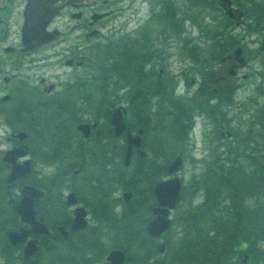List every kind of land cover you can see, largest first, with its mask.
<instances>
[{"label": "trees", "instance_id": "trees-1", "mask_svg": "<svg viewBox=\"0 0 264 264\" xmlns=\"http://www.w3.org/2000/svg\"><path fill=\"white\" fill-rule=\"evenodd\" d=\"M250 14L256 18L257 23H260L261 18L264 17V5L258 3L250 7ZM196 18L197 14L193 20ZM223 21L230 20L223 17L219 22ZM198 24L200 29L211 34L209 40L220 46L219 50H214L207 63L212 64L214 60H221L237 43L231 35L213 30L203 21ZM142 41H144L142 38L135 37L112 42L104 53L99 55L103 58V62L99 61L98 65L103 68L97 76L99 82L104 83L98 87L103 96H109L107 86L109 87L111 83L113 86L123 84L130 90L131 108L135 111L137 125L141 124L139 121L141 110L138 109L143 107L149 112L147 105L138 102L146 75L151 73V70L146 73L145 67L141 65L145 58ZM196 47L198 46L193 45L191 51L194 50L193 55L198 58ZM201 62L203 69L199 71L204 76L210 75L211 72L205 71L204 68L207 64ZM260 74L264 80V70ZM212 83L203 82L195 94L186 97L176 96L174 85L171 90L170 86L162 87L161 83L157 84V88L148 89L158 91L163 98V101L158 102V117L168 119L169 125L166 123V128L159 129L168 130V141L170 138L178 143L189 140V130L197 114L202 112L210 118L216 131L220 130L219 126L223 123L232 134L225 140L222 150L219 146L213 149L210 161L202 171L198 168L197 173H194L187 188L182 192V203L186 195L192 199L200 190L202 201L183 208L175 216L172 228L162 236L166 243L164 253L159 252L156 238L149 235L140 222H136L134 218L136 214L134 215L135 212L130 210V218L125 224L128 225V229H108L113 237L106 243V247L98 242L97 251L100 257L110 248L121 247L128 254V262L133 264L135 249L127 248L135 247L140 249L141 256L136 262H142L141 264H264V103L256 102L252 104L251 109L247 110L243 107L245 113L232 114L231 110L235 103L234 92L238 86L224 82L225 86L221 88L218 78ZM216 84L217 91L214 88ZM261 86H264L263 82ZM116 91H118L117 87H115ZM212 100L215 101L211 102ZM108 103L111 101L108 100ZM212 110L216 113L214 116L211 115ZM56 118H62L61 112L45 114L37 119L32 116L21 117L19 125L28 132L29 136L38 138L39 144H46L39 130H43V126L48 130ZM221 118H223L222 123L219 121ZM115 137L112 132L109 140L112 141ZM219 137L222 139L219 134L217 140ZM160 147L163 150L166 148ZM183 147L184 144L179 147L180 153L183 152ZM45 148L44 145L40 154L44 155ZM149 150L154 154L149 161L155 163L160 160V155L164 154V151L161 154L155 148L149 147ZM175 151L169 150L168 155H174ZM122 155H124L123 150L115 157L119 160ZM138 164V162L134 163L135 170ZM121 165L123 166V160ZM165 169L164 165H160V171L153 178L164 176ZM7 171L6 163L0 158V264H83L81 260L84 259L80 256L83 252L79 246L66 244L64 251L59 250L62 247L59 245L65 244L62 243L64 240L61 238L50 241L49 237H42L40 250L30 258L24 255L20 245H12L7 230L16 228L20 223L15 208L16 200L11 201L17 196L15 190L19 185L15 183L12 187L6 184ZM139 174H141L140 170L132 171L130 178H135ZM120 179L127 178L121 175ZM39 211L49 220L55 216L48 214L44 209ZM55 219L58 220L59 217ZM116 220V214L113 213L114 225ZM137 223H140V226ZM121 231H124L125 237L119 240L115 233ZM44 252L50 255L47 263H44L45 257L42 256ZM155 257H158V260L153 262L152 259Z\"/></svg>", "mask_w": 264, "mask_h": 264}, {"label": "flooded vegetation", "instance_id": "flooded-vegetation-1", "mask_svg": "<svg viewBox=\"0 0 264 264\" xmlns=\"http://www.w3.org/2000/svg\"><path fill=\"white\" fill-rule=\"evenodd\" d=\"M119 2L120 0H0V103L12 99L15 84L19 82L30 86L32 82L36 83L33 88L39 92V97L34 102L43 104L42 106L68 94V89L71 94L80 95L81 92H77L75 87L79 82H69L68 88L58 90L64 83H50L45 70H55L57 65H61L73 70L71 76L85 66L87 52L95 51L104 27L113 24L116 18L114 5ZM200 2L203 3L204 0ZM208 2L223 6L225 0ZM26 41L34 43L27 46ZM230 61L233 65L229 67V76L236 73L235 67L241 66L236 58L230 57ZM32 69L39 73L32 76ZM227 78L221 76L222 80L226 81ZM148 101L144 96L141 98V104L147 105ZM59 103V109L69 114L65 121L72 130L62 133V136L51 135L44 138L45 153L54 163L44 174V197L35 204L37 215L45 218V225L52 230L53 235H50V230L47 235L29 233L41 237L50 235L51 239H55L53 241L61 238L64 245L75 244L82 249L83 254L80 256L84 259L81 260L83 264H93L99 256L98 242L106 247L110 240L108 235L104 236L109 233L108 229H128L125 224L130 218V210L135 212L136 222H140L145 229L163 215L164 209H169L167 218L174 224V215L182 205V200L178 198L174 206L170 207L169 204H163L156 194L157 184L173 176L170 169H165L164 176L153 178L160 171L161 162L149 161L141 141V144L132 145L131 162L139 164L136 170H130L131 162L126 163L130 144L129 128L125 134L123 124L125 136L122 134L120 137L123 139L121 147L108 139L113 132V107L103 101L99 106L94 105L96 102L93 104L90 99L81 97H62ZM145 114L148 115L143 109L139 114L143 124H146ZM82 124H87L88 127H82L81 130ZM71 134L84 136V140L77 141L74 147L66 145V142L74 141ZM51 148L59 155L51 156ZM65 150L67 151L64 153ZM122 150L124 155L118 160L115 155ZM137 170L141 174L130 178L132 171ZM121 175L127 179H120ZM56 177L60 183L58 189H53L56 186L51 182ZM31 183L33 182L30 181ZM120 184L124 186L118 187ZM119 190H122L121 194L115 195ZM40 209L55 216L49 220ZM113 213L117 217L116 225L113 223ZM57 216L59 219L54 220ZM31 228L32 225L25 223L26 230ZM25 245L26 241L20 245L22 250ZM108 253L109 251L105 253L106 261Z\"/></svg>", "mask_w": 264, "mask_h": 264}, {"label": "rangeland", "instance_id": "rangeland-1", "mask_svg": "<svg viewBox=\"0 0 264 264\" xmlns=\"http://www.w3.org/2000/svg\"><path fill=\"white\" fill-rule=\"evenodd\" d=\"M233 6L244 11V16L241 19H229V22L219 21L223 17H227L223 9L219 4H210L208 0H204L203 4H198L195 0H171L168 4L165 0H120L117 5H114L116 18L113 21V24H109L104 27L102 30V37L97 41V47L95 53L92 54V51L87 52V63L85 66L81 67L79 72L76 74L70 73L73 70L57 65V69L45 70L46 76L50 77V82H74L75 80L79 81L80 91L86 93L89 90L96 93H91L92 96H96L94 103L95 105H101L99 97L102 93L98 90V87H101L102 84L97 79V76L100 73V70L103 67H99V61L103 62V58H100L99 55L103 54L105 49L119 40L129 39L139 37L142 38L143 48L145 50V58L141 65L145 67L146 73L151 70L149 75H146L145 83H156L155 80H158L159 84H162V87H175L177 79L182 80L181 89L179 91L186 90L187 87L191 88V93L196 92V87L200 86L202 75L199 73V69L202 66V62L207 65L204 67L210 70L211 74L204 76V81L214 80L219 76H226V82L228 84H234L238 87L235 88L234 98L235 103L233 109L231 110L232 114L245 113L243 107L247 110L251 109L252 104L264 103V86H261V83L264 80L261 78V72L264 70V17L261 18L260 23H257L256 18L250 14V7H254L255 4H261L264 0H232ZM117 6V7H115ZM209 6V8H207ZM158 12V13H155ZM196 20L193 18L196 16ZM188 20V21H186ZM203 21L213 30H217L220 33L225 32L228 35H231L237 40L235 46H233L228 54L234 55V49L238 45L243 47V58L247 61L246 64L235 67L237 70L235 75H228L229 67L233 65V62L226 59L214 60L212 64L207 63L211 59L214 50H219L220 46L216 45L215 42L210 41L209 33H206L200 29V23ZM218 33V34H220ZM146 37V38H145ZM187 42L190 43L187 46ZM193 45H196V51L198 58L193 55ZM106 58V55H105ZM59 60V58H56ZM55 59V60H56ZM107 61V60H106ZM33 72L39 73L35 70H30L31 75ZM26 73V71H23ZM244 75H247L244 77ZM38 81V80H37ZM193 82H198L197 85H194ZM35 83V82H33ZM85 83L86 85H84ZM192 84V85H191ZM259 84V88L257 86ZM219 85L221 88L225 86L224 82H220ZM25 88L33 90L32 86L24 85ZM115 87L118 91L115 92ZM109 88V97H118L117 105L124 104L128 107V112L126 113L127 122L130 124V129H135L138 126L135 120V111L131 108L130 94L129 89L124 88L123 84L113 86L111 83ZM27 89L14 88L15 93L12 97L15 98L13 103L11 100L2 101L4 106H0V156H2L4 150L8 149L14 145L15 137L13 132L20 131L18 121L9 115L14 109L15 111L19 107L24 105L34 104L36 95L33 92L28 91ZM58 90H61L58 88ZM148 89L143 88L144 92H147ZM27 94H24V92ZM35 91V90H33ZM38 94V93H37ZM183 96V95H181ZM63 95L59 96L57 100L46 103L45 106L35 104L31 109L33 111V117L41 118L43 112H52L55 107L59 104V100ZM81 96H77L80 98ZM185 97V96H183ZM253 97V99L251 98ZM114 98V99H115ZM163 101L162 96L159 95V92L156 91L152 93L149 97L147 103L146 124H140L145 127V135H143L142 144L143 148L147 151L148 159H152L153 153L149 150L150 148H155L161 154L164 151L163 155H160V165H164L169 162L167 159L171 160L177 152H179V147L184 144L183 147V165L181 166L178 175L183 180L184 188H187L190 179L194 176V173H197L198 168L202 171L204 166L211 159V154L213 149L216 146H219L222 150L224 148L225 140L229 137L227 134V127L224 125L222 129L223 136L222 139L217 140V136L220 134L219 131L214 128V125L210 121V118L198 117V122L195 124L191 130V138L189 140L182 141L181 143L176 142L173 138H170L168 141V130H163L166 128V123L168 119H159L158 113V102ZM144 110L145 108H139L138 110ZM139 114L140 111H139ZM216 113L211 112V115ZM67 112L61 114L62 118H56L53 123L50 125L47 133L46 131L39 130V133L44 138L50 137L51 135L58 136L61 134L62 129L66 126L69 127V124L65 121L67 119ZM140 117V116H139ZM3 118V120H2ZM216 118V117H215ZM143 119H140L141 122ZM171 126V125H170ZM162 127L163 129H159ZM70 128V127H69ZM72 130V128H70ZM22 131V130H21ZM134 131V130H133ZM162 131V132H161ZM135 133V132H134ZM70 137L73 142H66V145H71L74 147L76 142L79 140H84L83 136H77V134H71ZM162 141H161V138ZM17 142V139H15ZM123 139H120L119 136H116L113 139V144L118 147L122 146ZM162 142V144H161ZM29 145L30 152L32 155H29L33 159V174L30 176L31 179L36 180L43 177V173L49 171V167H46L48 162L44 161L41 158L40 151H43V146L45 144H39V140L36 137H32L31 141L27 140ZM53 145V144H52ZM55 146V145H53ZM166 147L164 150L160 147ZM219 149V150H220ZM71 151V149H68ZM169 150H176L174 155H168ZM67 150L64 151V153ZM51 156H58L53 152V148L49 150ZM69 154V153H67ZM137 159V158H136ZM134 160V162L136 161ZM134 165V164H133ZM132 165L131 169H134ZM38 178H37V176ZM127 175V174H125ZM168 176V175H167ZM6 177V175H5ZM120 184L118 187L122 186ZM124 186V185H123ZM20 187V185H19ZM19 189H16V192H19ZM122 190H119L115 195L121 194ZM202 195L201 190L194 196V199L199 198ZM189 195H186V199L179 206V209L175 213L176 216L183 208L190 206V201L188 200ZM140 226V223H137ZM108 235V238L111 240L113 235L111 233L104 234ZM116 238L119 240L125 237L124 231L115 233ZM165 241V240H164ZM62 245H59V247ZM64 248V246H63ZM62 247L59 248L60 251H64ZM128 250L135 249L134 254V263L141 264L142 262H136L140 258V249L135 247L127 248ZM43 257H45V262L47 263L50 255L44 252ZM158 260V257L152 259L154 262ZM106 258L105 254L102 257L97 256L93 264H105ZM130 264V263H126Z\"/></svg>", "mask_w": 264, "mask_h": 264}, {"label": "water", "instance_id": "water-1", "mask_svg": "<svg viewBox=\"0 0 264 264\" xmlns=\"http://www.w3.org/2000/svg\"><path fill=\"white\" fill-rule=\"evenodd\" d=\"M230 4V0L227 2ZM241 51V48H238L236 53L238 54ZM115 124L117 125V133H120L123 131L124 123L122 122V112L120 109L115 111V115L113 118ZM87 127L85 126H82ZM140 133L142 130L139 131ZM21 138H24V134H20ZM129 150L126 154V163H129L130 155L132 152V145L133 144H139L140 143V135L133 136L131 133L129 134ZM26 152L22 148H12L5 152L4 159L9 162L12 166L11 173L9 174V181L14 180L17 177L23 176L25 173H27L30 170V160H26L23 163H19L17 161V157L25 155ZM181 164V157H177L176 160L173 162L172 166L170 167V170L173 171L177 169ZM181 187V181L179 178H174L167 180L165 182H161L157 184L156 188V194L158 197L161 198V201L163 204H169L170 207H173L177 196L179 194ZM41 191L38 189L32 187V186H25L23 188V197L21 199V202L18 205L19 213L21 214L22 220L30 223L32 225V228L29 230H26L25 228H21L18 231H10L9 237L12 241V243H17L21 240H23L24 236H26L29 232H47L48 229L46 228V225H44L42 222L38 221L35 217V210L33 208L35 199L41 195ZM130 194V193H129ZM166 198V201L164 200ZM169 209L162 210L163 215L159 217L158 220L152 221L149 226L148 230L153 235H159L164 230H166L169 227L170 219L167 218ZM42 221V219H41ZM74 226V225H73ZM165 247V244L162 243L160 245V249L163 250ZM37 249V246L35 244V241H29L25 253L27 256H30L35 252ZM108 260L111 264H125V253L119 249L113 250L109 253L107 256Z\"/></svg>", "mask_w": 264, "mask_h": 264}]
</instances>
